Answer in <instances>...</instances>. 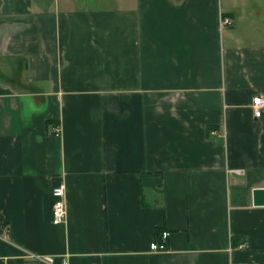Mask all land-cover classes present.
Masks as SVG:
<instances>
[{
    "label": "crops",
    "instance_id": "1",
    "mask_svg": "<svg viewBox=\"0 0 264 264\" xmlns=\"http://www.w3.org/2000/svg\"><path fill=\"white\" fill-rule=\"evenodd\" d=\"M257 93L264 0H0V264H264Z\"/></svg>",
    "mask_w": 264,
    "mask_h": 264
},
{
    "label": "built area",
    "instance_id": "2",
    "mask_svg": "<svg viewBox=\"0 0 264 264\" xmlns=\"http://www.w3.org/2000/svg\"><path fill=\"white\" fill-rule=\"evenodd\" d=\"M232 21L231 17H222V25H227ZM250 106L253 111V117L258 118L259 115L262 113V109L264 108V98L262 94L257 93L256 95L252 96ZM55 134L60 132L58 126L54 128ZM66 191L63 185H56L51 189V222L54 225L62 224L66 220L67 216V209L65 203ZM169 232L163 231L161 233V240L159 242H151L149 245L150 250L153 251H165L167 248L165 246V241L168 236ZM37 259L45 260L49 263H53V258L50 256H34ZM62 264H66V261H63Z\"/></svg>",
    "mask_w": 264,
    "mask_h": 264
},
{
    "label": "water",
    "instance_id": "3",
    "mask_svg": "<svg viewBox=\"0 0 264 264\" xmlns=\"http://www.w3.org/2000/svg\"><path fill=\"white\" fill-rule=\"evenodd\" d=\"M251 198L253 205L264 204V186L254 188Z\"/></svg>",
    "mask_w": 264,
    "mask_h": 264
}]
</instances>
